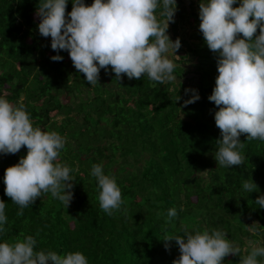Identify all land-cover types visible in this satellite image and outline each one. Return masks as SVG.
Instances as JSON below:
<instances>
[{
    "label": "trees",
    "instance_id": "1",
    "mask_svg": "<svg viewBox=\"0 0 264 264\" xmlns=\"http://www.w3.org/2000/svg\"><path fill=\"white\" fill-rule=\"evenodd\" d=\"M200 2L177 0L174 22H169L168 35L181 40V60H189L175 61L176 81L161 84L146 74L130 80L125 74L119 82L109 66L100 70L93 86L77 73L68 51L59 52L62 61L51 59L57 52L51 37L39 33V0H0V96L13 104L23 102L34 126L66 138L57 162L73 169L75 178L68 208L45 193L18 216L20 207L5 194L4 176L28 149L0 153V199L7 217L0 243L14 242L23 233L37 239V251H81L89 264H173L180 252L175 241L166 250L165 232L216 228L240 246L241 256L247 255L246 243L258 240L256 231L264 233V208L255 205L264 195V141H247L242 134L244 163L218 166V107L209 101L218 76L217 54L199 30L194 5ZM72 7L68 0L66 16ZM161 11L158 7L159 19ZM189 16L194 19L188 25L195 29L191 42L177 34ZM187 88L197 90L200 99L185 106L193 95ZM94 164L115 175L121 188L124 204L113 215L100 208L98 181L91 175ZM252 179L259 191L249 193L243 183ZM172 208L177 216L168 221ZM241 256L229 254L222 264H240Z\"/></svg>",
    "mask_w": 264,
    "mask_h": 264
},
{
    "label": "clouds",
    "instance_id": "2",
    "mask_svg": "<svg viewBox=\"0 0 264 264\" xmlns=\"http://www.w3.org/2000/svg\"><path fill=\"white\" fill-rule=\"evenodd\" d=\"M236 3L201 0L199 5V30L208 48L217 54L218 76L209 101L218 107L214 118L221 138L215 141L214 157L220 167L244 163L242 134L247 141H264V0H242L233 7ZM67 4L68 0H39L37 6L39 33L51 37V48L57 52L53 61H62L59 52L68 51L77 73H83L93 86L99 81L100 70L107 71L109 66L119 82L125 74L130 80L146 74L150 81L161 84L177 80L173 57H178L181 40L173 41L168 35L177 0H94L91 5L73 0L66 16ZM158 7L163 19L157 16ZM240 34L243 38H238ZM185 92L193 93L185 106L200 99L195 89ZM65 144L66 138L57 131L34 126L23 102L13 104L0 96V153L16 154L24 146L28 149L4 176L5 194L20 207L18 216L45 193L69 207L74 197L73 169L57 162ZM91 175L98 181L100 208L108 215L120 211L124 200L115 175L105 174L101 164L92 166ZM243 188L249 193L259 191L253 179L245 181ZM255 205L264 208V195ZM5 208L0 199V233L5 232L7 223ZM176 216L175 208L168 210V221ZM20 237L0 243V264H89L81 251L66 255L37 251L33 235L21 233ZM162 239L166 250H171L172 241L179 248L173 264H222L229 254L241 256L240 246L226 231L216 228H184L183 234L165 232ZM240 264H264V246L252 244Z\"/></svg>",
    "mask_w": 264,
    "mask_h": 264
},
{
    "label": "rangeland",
    "instance_id": "3",
    "mask_svg": "<svg viewBox=\"0 0 264 264\" xmlns=\"http://www.w3.org/2000/svg\"><path fill=\"white\" fill-rule=\"evenodd\" d=\"M192 1H196V0H192ZM199 3H196L195 5H194V9H195V11H199ZM194 19V17H191V16H189V18L187 19V21L186 22H184V25L182 26V25H178V28H177V34H178V36H181L183 33L185 34V37L187 38V40L188 41H193V38H191L190 37V34L193 32V31H195V29L194 28H190L189 27V25H188V22H192V20ZM169 36L170 37H173V34L170 32L169 33ZM177 55H178V57H173V61H174V63H175V61L176 60H179V62H185V64H187V62L189 61V60H181V58H180V55H179V52L177 51V53H176ZM68 57H69V55H68ZM114 87V86H113ZM255 230H250V232H254ZM257 233H258V240H252V239H250L247 243H246V245L243 247V249H246V247H247V249H248V251H250V249H251V245L252 244H258L259 246H263L264 245V233H262L261 232V230H259V231H256ZM256 233V234H257Z\"/></svg>",
    "mask_w": 264,
    "mask_h": 264
}]
</instances>
